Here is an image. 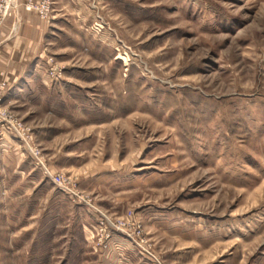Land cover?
<instances>
[{
    "label": "rangeland",
    "instance_id": "obj_1",
    "mask_svg": "<svg viewBox=\"0 0 264 264\" xmlns=\"http://www.w3.org/2000/svg\"><path fill=\"white\" fill-rule=\"evenodd\" d=\"M6 1L45 57L0 104L76 200L1 141L0 264H264V0Z\"/></svg>",
    "mask_w": 264,
    "mask_h": 264
},
{
    "label": "crops",
    "instance_id": "obj_2",
    "mask_svg": "<svg viewBox=\"0 0 264 264\" xmlns=\"http://www.w3.org/2000/svg\"><path fill=\"white\" fill-rule=\"evenodd\" d=\"M30 14L32 17H30ZM18 29L20 34H23L22 36L19 34L13 35L12 33V35H9L13 30L11 28L8 38L0 42V50L5 44L9 45H7V48L11 47L0 51V69L9 67L10 73L20 78L25 74V71L16 72L15 68H18V66L21 68L32 66L36 61L44 59L45 56L39 53L40 42L38 38L42 36L45 29L39 18H35L34 13H28L19 23ZM15 87L16 84L10 86L9 90Z\"/></svg>",
    "mask_w": 264,
    "mask_h": 264
},
{
    "label": "built area",
    "instance_id": "obj_3",
    "mask_svg": "<svg viewBox=\"0 0 264 264\" xmlns=\"http://www.w3.org/2000/svg\"><path fill=\"white\" fill-rule=\"evenodd\" d=\"M6 2L7 4L4 7L5 10L8 9L9 5L14 4L15 0H7ZM30 3L32 4V7H36L37 9H39L44 16H48V11L53 5V0H42L40 3ZM55 68L56 67L53 66L51 67V73L53 75L57 74V69ZM30 131L31 130H27L21 122H16L14 120V116L10 112L5 110L2 107V104H0V142L12 136L19 138L22 144H25V147L29 149L28 152L30 153L33 160H37L35 165L43 170L45 176L49 178L55 185L60 187V189H62L65 193L70 195L72 199L76 200V192L65 183V176L63 174L57 175V173L50 169L49 166L45 163L42 151L38 147L33 145L32 135ZM88 208L95 211L92 206ZM99 223V227L102 228L104 223L102 222V220Z\"/></svg>",
    "mask_w": 264,
    "mask_h": 264
}]
</instances>
